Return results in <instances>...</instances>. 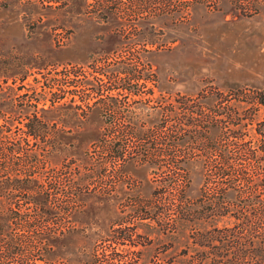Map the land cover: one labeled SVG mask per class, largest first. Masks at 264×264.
<instances>
[{"label":"rangeland","instance_id":"obj_1","mask_svg":"<svg viewBox=\"0 0 264 264\" xmlns=\"http://www.w3.org/2000/svg\"><path fill=\"white\" fill-rule=\"evenodd\" d=\"M144 1L0 0V141L20 145L0 161L18 185L0 229L42 239L33 264H187V246L156 231L176 215L179 161L195 199L194 159L218 157L230 111L264 95V9Z\"/></svg>","mask_w":264,"mask_h":264},{"label":"trees","instance_id":"obj_2","mask_svg":"<svg viewBox=\"0 0 264 264\" xmlns=\"http://www.w3.org/2000/svg\"><path fill=\"white\" fill-rule=\"evenodd\" d=\"M172 1L145 0L141 4L145 9L158 6L155 12L164 13L170 9ZM198 1L206 2H173L178 3V12L183 13ZM229 1L236 10L245 13L255 14L264 9V0ZM245 103L256 106V109L247 113L244 107L238 105L242 111L237 115L230 111L227 119L235 121L232 124L236 127L229 129L234 139L222 145L225 147L223 152L212 159H194L206 168L199 196L191 199L187 195L189 179L184 165L188 160L181 159V185L174 199L175 218L171 223L159 224L157 221L160 228L156 231L165 233L167 237L173 233L176 242L187 246L182 253L187 257L183 260L187 264H264V118L259 119L257 114L259 105H264V95H253L251 101L246 100ZM216 126H219L218 123ZM19 149L18 143L5 145L0 141V161L2 158L11 161ZM26 157L32 160L33 155L27 152ZM27 179L31 182L34 177L32 175ZM5 181L0 175V198L7 192L8 204H11L18 185L12 173ZM38 189L37 183L26 186V190L33 191L34 197L42 195ZM42 199L44 197H41L40 203ZM2 205L0 201V217L4 215ZM10 213L16 212L10 208ZM147 226L154 227L149 223ZM130 244L136 245L133 241ZM42 245L39 236L17 241L10 236L8 238L1 228L0 264H8V259L16 254L21 255L20 264H33L35 248L40 249Z\"/></svg>","mask_w":264,"mask_h":264}]
</instances>
